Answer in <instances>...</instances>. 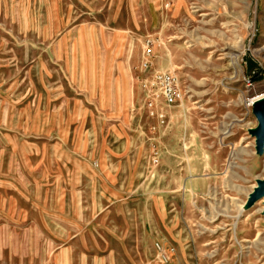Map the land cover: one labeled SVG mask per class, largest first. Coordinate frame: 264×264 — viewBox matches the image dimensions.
<instances>
[{"label": "rangeland", "instance_id": "374dc122", "mask_svg": "<svg viewBox=\"0 0 264 264\" xmlns=\"http://www.w3.org/2000/svg\"><path fill=\"white\" fill-rule=\"evenodd\" d=\"M263 94L264 0H0V264H264Z\"/></svg>", "mask_w": 264, "mask_h": 264}, {"label": "built area", "instance_id": "2783aa9c", "mask_svg": "<svg viewBox=\"0 0 264 264\" xmlns=\"http://www.w3.org/2000/svg\"><path fill=\"white\" fill-rule=\"evenodd\" d=\"M151 46L153 47L154 43L149 39L146 43L148 54L151 52ZM140 82L147 96L145 106L148 116L156 119L159 124L165 125L169 118L167 109L175 106L185 97V92L180 87L178 74L176 71H160ZM156 246L159 260L167 262L170 259L168 251L159 244Z\"/></svg>", "mask_w": 264, "mask_h": 264}, {"label": "water", "instance_id": "95a60500", "mask_svg": "<svg viewBox=\"0 0 264 264\" xmlns=\"http://www.w3.org/2000/svg\"><path fill=\"white\" fill-rule=\"evenodd\" d=\"M255 113L259 119L258 128L255 131L258 148L264 147V101L255 104ZM264 197V182L260 183L258 189L252 195L251 201Z\"/></svg>", "mask_w": 264, "mask_h": 264}, {"label": "bare ground", "instance_id": "6f19581e", "mask_svg": "<svg viewBox=\"0 0 264 264\" xmlns=\"http://www.w3.org/2000/svg\"><path fill=\"white\" fill-rule=\"evenodd\" d=\"M262 101H264V94H263L262 96L258 97V98L255 100V104H257V103H259V102H262ZM257 128H258V127H257ZM259 149H260V148H259ZM262 182H264V180H263V181L259 180V181H258V186L256 185L257 187H255V188L253 189L254 191H253V193L250 195L251 197H250V201H249V203H248L249 205H252V201H251L252 195H253L254 192L258 189L260 183H262ZM253 186H254V185H253ZM253 186H252V187H253ZM247 194H248V193H247ZM248 196H249V195H248ZM238 205H239V204H238ZM241 205H242V204H241ZM241 205H240V206H241ZM240 206H239V207H240ZM237 207H238V206H237ZM244 208H245V207H243V205H242L241 210L244 209ZM241 210H240V211H241ZM240 213H241V212H240Z\"/></svg>", "mask_w": 264, "mask_h": 264}]
</instances>
